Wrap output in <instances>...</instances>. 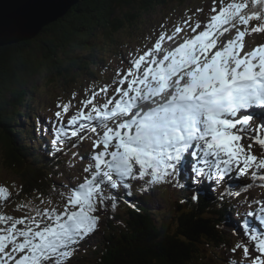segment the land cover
I'll use <instances>...</instances> for the list:
<instances>
[{"label":"snow or ice","instance_id":"obj_1","mask_svg":"<svg viewBox=\"0 0 264 264\" xmlns=\"http://www.w3.org/2000/svg\"><path fill=\"white\" fill-rule=\"evenodd\" d=\"M216 3L203 27L188 17L184 26L176 25L171 35L161 33L151 49L134 55L126 71L117 70L116 95L103 104L94 100L107 95L109 86L90 89L91 96L67 124L64 117L73 105L57 104L52 154L63 151L72 138L92 139L83 168L87 175L67 194L60 193L62 211L50 200L41 199L49 207L22 201L19 218L5 214L12 193L0 186V264H68L99 230L101 215L109 207L116 210L114 193L122 188L131 196L137 181L143 182L141 193L178 184L187 156L195 158L194 185L206 180L220 185L235 173L250 176L252 184L244 185V191L257 182L264 188V44L251 50L245 44L246 36L264 33V0H219V8ZM181 32L185 36L177 47L162 46ZM260 210L264 215V202ZM241 228L246 239L231 251L242 250L247 264H264V233L254 231L247 218Z\"/></svg>","mask_w":264,"mask_h":264},{"label":"trees","instance_id":"obj_2","mask_svg":"<svg viewBox=\"0 0 264 264\" xmlns=\"http://www.w3.org/2000/svg\"><path fill=\"white\" fill-rule=\"evenodd\" d=\"M166 4V0H80L36 39L0 48V169L19 177L23 183L19 195L25 200L38 195L56 199L54 178L65 176L74 163L64 151L52 154L51 135L43 121L47 113L35 112L38 105L32 99L38 95V81L55 72L61 82H68L78 69L93 75L101 67L96 39L116 45L117 35ZM69 147L68 142L65 149ZM132 190L131 196L122 188L114 193L118 206L108 210L102 239L88 253L76 252L71 264H201L205 257L200 247L220 243L219 225L229 210L221 200L201 195L193 200V194L182 188L178 196L187 208L165 226L158 218L155 223L149 204L152 194L141 193L136 186Z\"/></svg>","mask_w":264,"mask_h":264},{"label":"rangeland","instance_id":"obj_3","mask_svg":"<svg viewBox=\"0 0 264 264\" xmlns=\"http://www.w3.org/2000/svg\"><path fill=\"white\" fill-rule=\"evenodd\" d=\"M167 4L161 8H158L151 15L144 17L142 23L137 24L136 27H131L129 30H125L123 33L117 35L115 41L117 46L107 43L105 39H96L95 43L97 45V62H101V67L94 71L93 75L85 74L82 70H76L72 75L71 79L68 82H61L53 72L54 75L49 76V78H41L38 81V95L35 94L32 99L34 100V105L37 110L35 112L39 113L42 109L45 111L46 116L43 117V121L50 126L48 133L51 135V142L53 139L52 136V122L56 120L55 112L59 109L57 108L58 103H66L71 101L73 107L70 109L69 113L64 117V123L67 124L69 117L80 107L81 101L87 99L91 96L92 91L99 92L101 88L105 85L109 86V91L107 95L100 93L94 103L103 104L107 98L115 96V88L118 86L114 81L117 79L116 73L117 70L122 72L126 71L129 67V61L133 59L134 55L143 54L148 49L153 47L154 42L157 40L158 36L161 33L172 34L174 27L176 25L184 26L185 20L188 17H191L192 21H200L203 27L204 22L207 21L213 7V0H166ZM216 7H220L219 0H217ZM71 10V9H70ZM202 10V11H198ZM55 23V22H53ZM51 23V24H53ZM188 34H191L190 29H185ZM199 31V30H198ZM99 32H97V37ZM185 32H181L174 41H165L163 47L165 49H173L177 47L179 43L183 42V37ZM33 38L32 40L36 39ZM114 39V36H113ZM246 41L249 44H252L251 41H256L258 45L264 44V33L252 34L246 36ZM25 42V41H24ZM27 42V41H26ZM22 43V42H21ZM250 46V45H249ZM252 46V45H251ZM250 46V48H251ZM110 48V50H109ZM33 51V50H32ZM37 55V54H34ZM66 64L67 67L70 66L69 61ZM90 71H92L90 69ZM37 83V81L35 82ZM33 87V84H31ZM127 85H125L126 87ZM75 93V99H73V94ZM119 97H117L118 99ZM90 107V106H89ZM88 109H85L87 111ZM92 138H95L94 134L87 133ZM85 135V134H83ZM89 141L80 143L79 138H72L66 143L69 142L70 147L65 149L66 143L63 146V151L65 155L69 157H75L76 163L73 166L69 167V171L65 172V176L62 178H54L55 184L58 186L57 192L59 196L56 199H51L52 207H57L58 211L63 209V200L61 199V192L67 194L69 189L75 188L78 184L82 183L84 177L87 175L83 172V168L88 163V156L92 151V139H84V141ZM243 143V141H242ZM73 144L78 145L77 147H72ZM99 151V149H97ZM254 154L260 156L261 150L258 146H254ZM64 156V155H63ZM83 157V159H81ZM81 162V163H80ZM191 172V168L188 170ZM246 177L240 178L237 177L235 173L232 174V177L227 179L231 184L230 188L236 189L242 180H245ZM207 181V180H206ZM210 185L204 187L202 191L206 196L215 197L216 187L220 186L215 183V181H207ZM23 183L19 180V177L13 175L12 173L0 169V186H7L9 191L12 193L10 197V202H6L7 206L4 209L6 215H11L13 217L19 218L24 215L23 211L17 210V204L20 202L32 201L41 207H49L47 204H41V199L49 200L47 197L38 195L37 197L25 200L22 196L23 194L17 195V189L22 188ZM135 186L142 185V181L134 182ZM258 184V182H257ZM253 185L247 191L240 189L239 193L245 198H247V203L240 204L236 208L240 211L244 207H249L248 212L242 216L239 213L231 214V217L228 221H225L223 229L226 232L227 238L231 242L230 246L221 247L220 244L217 245L215 242L211 245H204L200 247V250H204L203 254L205 257L204 263L201 264H230L231 261H236V264H247L246 261H242V250H237L235 253L231 251L233 246L237 243L234 240L233 236L238 238L239 241L245 240L243 230L241 228L242 221L247 218L248 223L252 224L251 227L254 231L258 233H264L261 230L254 228H264V216L261 214V202H264V188H256ZM24 187V186H23ZM176 184L165 183L158 186H155L149 189L147 192L153 193L151 202V208L153 210H158L157 216L159 221H163L166 226L172 223V219L177 218L180 214L179 212L173 213L172 202L174 200V192L176 190ZM36 194V193H35ZM238 195V196H241ZM259 197V198H258ZM23 198V199H22ZM259 199V200H257ZM147 200V199H146ZM158 207L155 209V207ZM250 213V216L246 214ZM181 215V214H180ZM253 217V218H252ZM104 224L103 217L101 216L99 230L86 239L80 246L78 251L81 254L88 253L91 245L98 244V240L102 239L103 231L102 226ZM235 233L234 234V231ZM250 252H254V249L250 247ZM211 256V259L206 260L207 256ZM72 259V258H71ZM70 259V260H71ZM70 260L68 264H71Z\"/></svg>","mask_w":264,"mask_h":264},{"label":"water","instance_id":"obj_4","mask_svg":"<svg viewBox=\"0 0 264 264\" xmlns=\"http://www.w3.org/2000/svg\"><path fill=\"white\" fill-rule=\"evenodd\" d=\"M80 0H0V48L31 41Z\"/></svg>","mask_w":264,"mask_h":264},{"label":"bare ground","instance_id":"obj_5","mask_svg":"<svg viewBox=\"0 0 264 264\" xmlns=\"http://www.w3.org/2000/svg\"><path fill=\"white\" fill-rule=\"evenodd\" d=\"M251 42H252V44H249L250 42L247 43V41H246V39H245L246 50H251V49L255 48L256 46H258V43H257L256 41H251ZM249 45H250V46L252 45L251 48H250ZM46 139H47V138H46ZM249 184H250V183H247L246 180L243 182V186H244V185H249ZM243 186H242V189H244ZM258 198H259V197H258ZM257 200H259V199H257ZM263 201H264V199H263ZM263 216H264V215H263Z\"/></svg>","mask_w":264,"mask_h":264}]
</instances>
